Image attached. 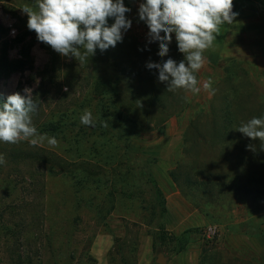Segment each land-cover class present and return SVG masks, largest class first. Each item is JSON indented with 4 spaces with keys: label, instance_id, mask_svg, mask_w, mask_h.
I'll return each instance as SVG.
<instances>
[{
    "label": "rangeland",
    "instance_id": "1",
    "mask_svg": "<svg viewBox=\"0 0 264 264\" xmlns=\"http://www.w3.org/2000/svg\"><path fill=\"white\" fill-rule=\"evenodd\" d=\"M238 1L233 0V11L238 13L235 22L220 25L212 46L203 52L204 64L197 71V88L200 90L187 93L192 106L154 129L137 126L133 131L131 124H116L114 118H105L111 122L107 128L112 135L131 140L138 152V164L151 174L152 182L148 183L141 169L135 171L130 181L134 199L113 193L110 183L102 188L93 184L79 187L78 192L71 180L51 176L49 166L44 168L37 161L14 163L6 157L5 149H14L17 144L0 141V153L6 160L0 165V215L1 210L15 202L38 203L27 210L9 209L5 217L0 218V264H19V255L24 264H159L157 260L161 254L166 259L164 264H199L201 256L211 246L222 249L227 245L232 249L244 247L264 258V192H258V189H264V165L250 156L253 151L247 148L251 143L246 137L238 143L230 140L227 151L221 153L225 144L199 141L189 127L190 117L197 106L208 105L214 98L210 87L214 79L218 82L215 88L217 97L222 96L223 72L216 68L228 58L238 59L244 63L245 69L255 72L252 99L264 103V71L256 69L257 56L264 54V12L252 15L238 10ZM143 2L146 0H124L125 6L131 9L126 16L131 19L132 26L123 39L132 36L145 46L110 47L102 54L96 50L94 56L80 63L38 41L36 33L28 29V16L21 8L33 6L34 0H0V50L7 43L10 59L25 64L21 72H14L0 81L1 96L7 98L14 92L23 95L25 87L31 88L33 99L40 102L32 124L51 119L67 109L78 112L74 117L79 120L88 109L97 123L105 122L102 109L95 108L96 94L92 91L99 76L106 78L116 71L119 73L121 66L151 71L146 67L149 61L160 63L169 57L178 63V52L170 49L168 56L161 58L157 55L159 43L148 42V26L138 16L139 4ZM248 20L251 22H246ZM112 23L114 18H108V25ZM255 25L261 27L260 32H247ZM172 35L174 41L175 34ZM130 59L135 63L127 62ZM115 61L120 67L114 65ZM206 83L208 88L204 87ZM118 84L122 98L130 102L131 91L123 80ZM261 109L264 110V104ZM79 123L83 125L81 121ZM99 135L66 132L55 137L58 141L55 146L48 144L47 140H38L35 145L54 151L71 162H100L105 171L112 172L113 168H108L114 164L110 150L113 147L104 145L97 151L92 147ZM33 138L36 137L23 139L31 142ZM102 143L106 142L102 140ZM31 172L38 173L35 186L30 184ZM172 173L177 175L180 186L174 182ZM196 179L231 183L238 189H225L221 201L217 202L220 208L214 204L216 208L203 210L200 208L205 207L203 191L188 182ZM76 194L86 199L97 198L98 202L103 201L102 205L93 202L75 207ZM218 194L216 190L214 195ZM21 219H27L29 224L25 221L18 227ZM210 226L217 232L207 238L204 230ZM182 234H189V242L179 250L175 239ZM230 255L224 256L228 258Z\"/></svg>",
    "mask_w": 264,
    "mask_h": 264
},
{
    "label": "trees",
    "instance_id": "2",
    "mask_svg": "<svg viewBox=\"0 0 264 264\" xmlns=\"http://www.w3.org/2000/svg\"><path fill=\"white\" fill-rule=\"evenodd\" d=\"M133 44L145 46L144 43H140L132 36L125 37L123 41L118 42L116 46L117 49H120L123 45L134 46ZM169 48L174 53L178 52L177 57L179 63V61L184 58V54L179 52L176 39L171 42ZM8 49L9 47L7 43H4L0 50V81L6 79L14 72H21L25 68L23 61H12L10 59ZM97 52L100 54L103 53L99 49H97ZM217 56L221 61L220 55ZM127 62H132V64L135 63L133 59H130ZM114 65L120 67V64L116 61L114 62ZM121 67L119 73L116 71L117 69L114 68L116 72L114 71L115 73L113 72V75H109L106 78L99 76L92 89L96 94L94 99L97 100V107L95 108L96 110H99L100 108L102 109L104 112V120L108 117L110 120L114 118L116 124L119 122H126V124H131L133 126V131L137 126L142 129L145 127L147 129H154L156 126H162L161 124L169 120L171 117L184 113L185 110L192 106L191 100L187 97V93L191 92V90L177 89L174 92L167 91L166 85L158 82V71L156 69H151V71H137L133 66L130 69ZM216 69H220L223 72L222 84H224V89L222 91V96L220 95L219 98L217 97V91H215V88L218 87V82L214 79L210 83L214 98L208 105L201 104L197 106V110H195L190 117L189 127L193 130L194 137L199 139V141H209L214 145L225 144L223 145L225 148L221 150L222 153L227 151V144L230 140H235L238 143L245 137L242 133L236 131L235 128L239 127L241 123H246L253 117H264V110L261 109L264 103L252 99L253 89L255 88L253 79L255 72H249L250 70L245 69L243 62L234 57L228 58L225 59V61L218 63ZM194 75L196 76L198 85L199 74L196 71ZM120 80H123L125 86H127L126 88H129L128 90L131 91L130 102H125L119 92L118 82H120ZM134 82L136 83L134 88L136 91L132 89V84H134ZM40 90L43 91L44 88L40 87ZM4 100H6V98L0 94V102H3ZM36 102L40 106L39 100L36 99ZM75 113L78 112L67 109L60 115H53V118L41 122L38 121L33 125L37 128L40 134L47 133L54 137L62 136L66 132L80 133L81 131L86 135L87 132L100 134L96 140H94L92 147L95 148V151H97L98 148H102L101 146L104 145H111L113 147L111 148L109 146L112 151L111 161H114V164L108 169L113 168L112 170L114 171H105V167L102 166L100 162L91 163L87 160L71 162L56 152L38 145H33L31 142H28L23 138L15 143L17 144V147L14 149H5L7 152L6 157L13 160L14 163H18V165L19 163H34L37 161L39 164H42L44 168L49 166L47 169L48 172L51 173V176L64 177L65 179L71 180L73 182V187L78 188V192L81 190L79 187L85 188V186L93 184L102 188L110 183V190L113 191V193L134 199V193L132 192L130 181L134 178L133 174L135 171L141 169V174L148 183L152 182V178L150 172L147 170L144 171L142 169L144 166L138 164V152L135 151L136 149L134 150L131 140L121 135H112L108 131L107 126H104V121H102L101 124L96 122L94 127L81 125L79 123L80 120L74 117ZM105 121L107 125H111L110 121ZM102 140L106 143L103 144ZM246 141L256 146V151L251 152L250 156L253 160L261 163L263 166L264 150H261L260 148V141L258 139L252 141L247 137ZM96 158L97 157H95V159ZM29 175L30 184L35 186V183L39 180V178L35 179V177L38 176V173L31 172ZM172 177L174 182L180 186L177 175L172 173ZM188 182L193 188L196 187L203 191L206 198V201H204L205 207H200L203 210H206L208 207L216 208L218 206V208H220L221 205L217 204V202L221 201L220 196L226 192L225 189H228V191H235L238 189L237 186L231 183L229 184L209 179L202 181L196 179ZM153 186L157 193L162 197L163 194L154 181ZM216 190L219 193L218 195H214ZM183 192H185V190H183ZM258 192L263 194L264 189H258ZM74 197L76 198L74 201L75 207L84 206V203L90 204L98 202L99 200L97 198L86 199L79 197L77 194ZM25 202H15L13 203L14 205L6 207L3 211L1 210L2 214L0 215V218H4L9 209L22 208L27 210L28 207L31 208L38 204L33 201L31 203ZM102 202L103 201L101 200L98 202V204L100 203L99 206L102 205ZM214 204L216 207H213ZM39 205L43 206L42 203H39ZM161 212L164 214V209H162ZM25 221L29 224L27 219H21V223L18 227H20ZM159 230H163L162 226L159 227ZM184 238H186V241H183ZM188 239L189 234H182L175 239L179 250L183 249L184 245L189 242ZM223 247L222 249H218L211 246V249L206 250V253L201 256L199 264H264V258H260L258 254H253V252L250 253L251 251L244 247L239 249H232L229 245ZM245 250L246 254H244ZM72 254L74 255V253ZM225 254L230 256L227 258L224 256ZM17 261L19 264H24L21 255H19Z\"/></svg>",
    "mask_w": 264,
    "mask_h": 264
},
{
    "label": "clouds",
    "instance_id": "3",
    "mask_svg": "<svg viewBox=\"0 0 264 264\" xmlns=\"http://www.w3.org/2000/svg\"><path fill=\"white\" fill-rule=\"evenodd\" d=\"M21 10L28 16L27 27L36 33L38 41L80 63L94 56L97 49L104 52L116 47L132 26L126 16L131 9L125 6L124 0H34L33 6L24 5ZM237 15L233 11V0H146L140 3L138 16L148 26V42L159 43L157 55L168 56L173 33L179 52L184 54L179 63L169 57L160 63L149 61L146 67L158 71V82L165 84L169 92L177 89L199 92L194 73L204 64L202 54L217 38L215 34L220 25L233 24ZM108 18H114L110 26ZM204 87L208 88L209 84ZM32 91L25 87L23 95L14 92L0 102V141L15 144L22 137H36L31 140L33 145L38 140H47L55 146L58 141L54 136L41 135L32 124V117L39 110ZM80 121L85 126L96 124V118L88 109L84 110ZM104 126H107L106 121ZM235 130L252 141L258 139L264 150V117H253ZM247 148L256 151L254 144ZM5 163L4 154L0 153V165Z\"/></svg>",
    "mask_w": 264,
    "mask_h": 264
},
{
    "label": "crops",
    "instance_id": "4",
    "mask_svg": "<svg viewBox=\"0 0 264 264\" xmlns=\"http://www.w3.org/2000/svg\"><path fill=\"white\" fill-rule=\"evenodd\" d=\"M236 6L238 10L246 11V13H249L252 15L260 14L262 13V11L264 12V3L262 0L261 1L239 0ZM246 22H251V20H248ZM251 24L254 25L255 22H252ZM247 30H248L247 32H252V33H255L257 31L260 32L261 27L259 28V26L255 25L252 29H250L249 27ZM257 57L258 58L256 60V69L259 68L260 70L264 71V54L260 56L258 55Z\"/></svg>",
    "mask_w": 264,
    "mask_h": 264
},
{
    "label": "built area",
    "instance_id": "5",
    "mask_svg": "<svg viewBox=\"0 0 264 264\" xmlns=\"http://www.w3.org/2000/svg\"><path fill=\"white\" fill-rule=\"evenodd\" d=\"M217 229L215 227H208L204 230V234L207 238H212L213 236L216 235Z\"/></svg>",
    "mask_w": 264,
    "mask_h": 264
},
{
    "label": "water",
    "instance_id": "6",
    "mask_svg": "<svg viewBox=\"0 0 264 264\" xmlns=\"http://www.w3.org/2000/svg\"><path fill=\"white\" fill-rule=\"evenodd\" d=\"M157 262L159 264H164L166 262V259L163 257V255L161 254L157 260Z\"/></svg>",
    "mask_w": 264,
    "mask_h": 264
}]
</instances>
